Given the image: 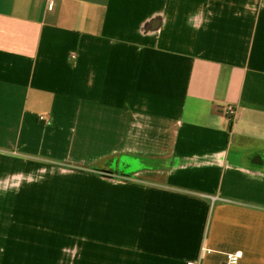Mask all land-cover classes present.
Wrapping results in <instances>:
<instances>
[{
  "label": "crops",
  "instance_id": "1",
  "mask_svg": "<svg viewBox=\"0 0 264 264\" xmlns=\"http://www.w3.org/2000/svg\"><path fill=\"white\" fill-rule=\"evenodd\" d=\"M236 252L264 264V0H0V264Z\"/></svg>",
  "mask_w": 264,
  "mask_h": 264
},
{
  "label": "built area",
  "instance_id": "2",
  "mask_svg": "<svg viewBox=\"0 0 264 264\" xmlns=\"http://www.w3.org/2000/svg\"><path fill=\"white\" fill-rule=\"evenodd\" d=\"M224 114L231 120V122H236L237 120V112L234 107L228 106L224 109ZM41 121H44V117H40ZM244 254L242 252H236L232 254H228L226 257L225 264H240L243 260Z\"/></svg>",
  "mask_w": 264,
  "mask_h": 264
},
{
  "label": "rangeland",
  "instance_id": "3",
  "mask_svg": "<svg viewBox=\"0 0 264 264\" xmlns=\"http://www.w3.org/2000/svg\"><path fill=\"white\" fill-rule=\"evenodd\" d=\"M106 167H109V168H111V169H114V165H113V164H111L110 166L108 165V166H106Z\"/></svg>",
  "mask_w": 264,
  "mask_h": 264
},
{
  "label": "flooded vegetation",
  "instance_id": "4",
  "mask_svg": "<svg viewBox=\"0 0 264 264\" xmlns=\"http://www.w3.org/2000/svg\"><path fill=\"white\" fill-rule=\"evenodd\" d=\"M119 169H120V168L118 167V168H117V171H118V172H119ZM125 171H126V170L124 169V170H122V171H120V172L125 173Z\"/></svg>",
  "mask_w": 264,
  "mask_h": 264
}]
</instances>
